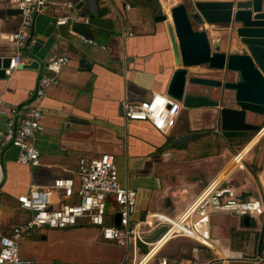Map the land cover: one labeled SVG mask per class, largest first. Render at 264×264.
<instances>
[{
  "label": "crops",
  "instance_id": "1",
  "mask_svg": "<svg viewBox=\"0 0 264 264\" xmlns=\"http://www.w3.org/2000/svg\"><path fill=\"white\" fill-rule=\"evenodd\" d=\"M198 1L232 0H72L73 15L79 19L71 24V33L68 27L55 24L52 11L34 16L32 39L23 47L22 64L10 77L0 79V104L20 109L35 103L30 93L44 65L61 55L69 62L56 75V83L48 86L43 99L37 101L42 110L41 130L33 139L39 152L38 164L21 165L17 149L0 147V236L29 218L18 205L19 195L26 194L32 185L46 186L57 176L76 178L80 159L104 153L115 157L120 183L136 192L135 221L151 223L156 213L178 216L213 181L226 183L238 196L251 193L246 199L264 193V135L252 139L247 133L248 141L222 137L219 125L217 131L213 130L218 116L211 108H182L174 127L165 134L148 122L126 121L123 117L124 102L139 103L152 93L166 95L176 69L166 29L170 9L179 3L190 7V2ZM162 15L167 19L157 20ZM18 21L15 9L0 0V58L14 54L11 33ZM193 28L205 29L211 41L219 40L222 52L239 53L242 49L241 45L227 44L224 26L204 23L193 24ZM79 36L91 43L81 41ZM37 40L39 45L34 48ZM32 63L38 66H22ZM200 67L189 71L194 76L206 75ZM228 79L235 80V74H228ZM192 90L206 96L213 89ZM222 92L229 99L233 96L231 91ZM228 104L233 107L232 101ZM6 121L0 116V131ZM246 122L261 128L264 116L247 113ZM261 130L252 133L262 135ZM191 133L198 135L181 147L175 145L176 140ZM246 146L250 148L245 150L242 162L232 163L236 149ZM75 228L95 230L98 244L122 252L121 259L106 264H131L130 248L102 241L97 228ZM147 228L151 227H141ZM209 233L210 248L176 236L161 245L155 258L145 264H158L162 259L176 264H258L256 259L264 250V213L257 217L214 214ZM20 255L33 260L24 252Z\"/></svg>",
  "mask_w": 264,
  "mask_h": 264
},
{
  "label": "built area",
  "instance_id": "2",
  "mask_svg": "<svg viewBox=\"0 0 264 264\" xmlns=\"http://www.w3.org/2000/svg\"><path fill=\"white\" fill-rule=\"evenodd\" d=\"M108 3V0H97ZM15 10L20 11L16 29L11 33L14 54L3 68L4 76L10 77L22 64L21 55L27 43L35 13L52 11L57 26L68 27L79 17L73 15L72 0H6ZM129 9V5H125ZM77 18V19H76ZM87 22V18H81ZM81 41L90 40L79 36ZM69 59L61 55L48 61L42 68L36 88L30 93L35 103L24 104L20 109H7L0 104V116L6 117V125L0 131V147L11 146L17 149V162L21 165L36 166L39 152L33 144L35 134L41 130L42 110L38 104L43 99L49 85L56 83V75L67 65ZM1 65V63H0ZM2 68V65H1ZM38 101V103H37ZM182 106L168 96L152 93L139 103L124 102L122 114L126 121H145L154 130L165 134L175 123ZM264 129V127H263ZM262 132V130L260 129ZM245 147L237 150L232 163L240 164L245 156ZM53 194L57 198H53ZM231 187L222 181H213L178 216L164 213L152 215L153 221H134L136 192L122 185L113 155L104 153L93 159H80L76 178L57 176L46 186L32 185L26 194L19 195L20 209L29 213V218L0 236V264H35L19 253V241L35 229H65L87 226L100 231V239L132 252L131 264H145L155 258L156 252L167 240L182 236L210 248V218L217 213H227L240 217H257L264 213V193L258 198L240 200ZM118 216V225L114 220ZM153 224V226L151 225ZM150 226L146 230L141 227ZM165 232L152 244L146 255L138 258L137 242L154 233L160 227ZM148 258V259H146ZM146 260V261H145ZM264 264V250L256 259ZM158 264H176L162 259Z\"/></svg>",
  "mask_w": 264,
  "mask_h": 264
},
{
  "label": "water",
  "instance_id": "3",
  "mask_svg": "<svg viewBox=\"0 0 264 264\" xmlns=\"http://www.w3.org/2000/svg\"><path fill=\"white\" fill-rule=\"evenodd\" d=\"M15 13L20 14V11L15 10ZM166 19L165 15L157 18L159 21ZM204 23L224 26L223 31L228 36L227 44L241 45V51L222 52L219 40L211 41L205 29L193 28V24ZM166 29L176 66L166 96L181 104L184 109H214L222 137L248 141L247 133L257 132L260 127L246 122L247 113L264 116V0L198 1L190 2V7L179 3L170 9ZM31 39L32 34L27 43ZM39 42L37 40L34 43V48H37ZM9 62V57L0 58V79L5 78L3 68ZM22 66L32 69L38 65L32 63ZM196 66H203L208 71L223 72V75L220 78L194 76L189 68ZM230 73L235 74V80H227ZM193 87L231 91L233 96L229 99L222 93L218 98L211 94H195ZM230 101L233 107L228 106ZM197 135H184L175 141V145L181 147ZM250 194L241 193L238 199L244 200ZM114 224L118 225V216ZM165 230L166 227L162 226L153 235L137 242L139 259L148 253V244L155 242Z\"/></svg>",
  "mask_w": 264,
  "mask_h": 264
},
{
  "label": "rangeland",
  "instance_id": "4",
  "mask_svg": "<svg viewBox=\"0 0 264 264\" xmlns=\"http://www.w3.org/2000/svg\"><path fill=\"white\" fill-rule=\"evenodd\" d=\"M204 70L207 71L205 76L213 77L212 75H215L222 77L223 75L221 72H209L210 70L208 71L205 67ZM221 93L223 94L221 90L213 89L211 95L214 98H218ZM218 125V122L215 123L214 131L218 130ZM260 126V129H262L264 122ZM260 132L256 134L250 132L249 135L253 136V139ZM263 135L264 133L260 134L258 139ZM237 150L239 149L237 148ZM97 236L96 231L89 228L46 229L38 233L25 234L19 241L18 248L19 253L24 252L27 254L34 260L35 264H106L111 262V260L117 261L121 259V251L116 248L103 246L106 245L105 243H101L102 245L98 244ZM128 258L129 262L131 254H129Z\"/></svg>",
  "mask_w": 264,
  "mask_h": 264
},
{
  "label": "bare ground",
  "instance_id": "5",
  "mask_svg": "<svg viewBox=\"0 0 264 264\" xmlns=\"http://www.w3.org/2000/svg\"><path fill=\"white\" fill-rule=\"evenodd\" d=\"M257 136H260V133L259 134H257ZM248 148H247V146L244 148V150H247ZM146 259H148V258H146ZM146 261V260H145Z\"/></svg>",
  "mask_w": 264,
  "mask_h": 264
},
{
  "label": "trees",
  "instance_id": "6",
  "mask_svg": "<svg viewBox=\"0 0 264 264\" xmlns=\"http://www.w3.org/2000/svg\"><path fill=\"white\" fill-rule=\"evenodd\" d=\"M252 134H253V133H252ZM251 137H252V136L250 135V137H249V138H251ZM249 138H248V139H249Z\"/></svg>",
  "mask_w": 264,
  "mask_h": 264
}]
</instances>
